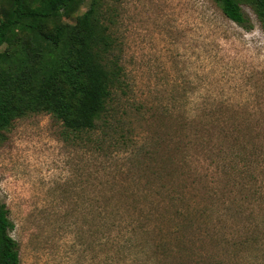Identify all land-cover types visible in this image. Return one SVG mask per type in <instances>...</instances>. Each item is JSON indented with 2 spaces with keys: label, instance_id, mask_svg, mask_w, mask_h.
<instances>
[{
  "label": "rangeland",
  "instance_id": "1",
  "mask_svg": "<svg viewBox=\"0 0 264 264\" xmlns=\"http://www.w3.org/2000/svg\"><path fill=\"white\" fill-rule=\"evenodd\" d=\"M101 5L126 74L105 129L66 139L37 113L0 135V204L21 264H264L255 13L242 3L246 30L214 0Z\"/></svg>",
  "mask_w": 264,
  "mask_h": 264
},
{
  "label": "trees",
  "instance_id": "2",
  "mask_svg": "<svg viewBox=\"0 0 264 264\" xmlns=\"http://www.w3.org/2000/svg\"><path fill=\"white\" fill-rule=\"evenodd\" d=\"M83 1H89L88 10L74 16ZM101 1L8 0V6L0 8V47L6 45L0 53V135L16 120L37 113L58 120L66 139L100 125L105 129L126 74ZM214 1L246 30L253 24L242 3L249 5L264 30V0ZM212 218L216 229L215 215ZM13 229L7 206L0 204V264H21ZM180 237L175 236V245Z\"/></svg>",
  "mask_w": 264,
  "mask_h": 264
}]
</instances>
